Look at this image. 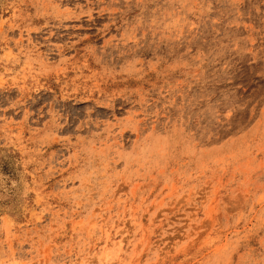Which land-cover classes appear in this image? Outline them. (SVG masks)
<instances>
[{
    "label": "rangeland",
    "instance_id": "rangeland-1",
    "mask_svg": "<svg viewBox=\"0 0 264 264\" xmlns=\"http://www.w3.org/2000/svg\"><path fill=\"white\" fill-rule=\"evenodd\" d=\"M0 264H264V0H0Z\"/></svg>",
    "mask_w": 264,
    "mask_h": 264
}]
</instances>
